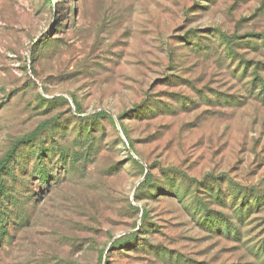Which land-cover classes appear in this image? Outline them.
Instances as JSON below:
<instances>
[{"label":"rangeland","instance_id":"374dc122","mask_svg":"<svg viewBox=\"0 0 264 264\" xmlns=\"http://www.w3.org/2000/svg\"><path fill=\"white\" fill-rule=\"evenodd\" d=\"M6 161L0 264H264V0H0Z\"/></svg>","mask_w":264,"mask_h":264},{"label":"trees","instance_id":"16d2710c","mask_svg":"<svg viewBox=\"0 0 264 264\" xmlns=\"http://www.w3.org/2000/svg\"><path fill=\"white\" fill-rule=\"evenodd\" d=\"M102 114L103 113H101V114H99L100 116H102ZM15 152V149H13L11 152H10V154L8 155V157H11V154H13ZM6 163H7V161L6 162H3V163H1V165H0V170L1 169H6ZM135 164L136 165H138V166H140L139 164H138V162H136L135 161ZM42 173H45V174H43V175H41ZM40 175L41 176H44V179L46 178L45 176H46V172H41L40 173ZM43 178V177H42ZM150 179H151V177H148V179H146V180H149L150 181ZM9 199H10V202H16V197L13 195H11L10 197H9ZM0 208H1V206H0ZM1 215H2V213L0 212V217H1ZM143 217H144V215H143ZM0 229L2 230V232H1V234H0V240L1 239H3V237H4V235H5V233H6V226L4 225V224H0Z\"/></svg>","mask_w":264,"mask_h":264}]
</instances>
